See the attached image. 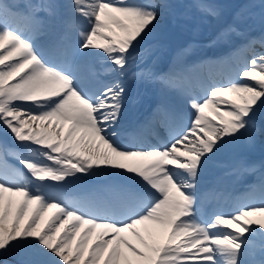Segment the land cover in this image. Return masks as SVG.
Wrapping results in <instances>:
<instances>
[{"label":"snow or ice","instance_id":"snow-or-ice-1","mask_svg":"<svg viewBox=\"0 0 264 264\" xmlns=\"http://www.w3.org/2000/svg\"><path fill=\"white\" fill-rule=\"evenodd\" d=\"M223 15L212 0H0V133L21 142L15 150L0 142V257L15 253L19 264H246L264 239L253 227L264 229V221L249 217H264V204L204 220L202 182L224 154L264 137V34L246 35L241 26L251 10L240 8L210 44L243 39L227 58L243 52L244 64L199 90L150 62L166 23L195 28L197 17ZM131 81L178 99L166 95L133 126L127 105L139 100L129 96ZM156 125L167 135L149 145ZM8 155L23 168L9 167ZM78 174L106 183L70 201L62 190ZM153 228L168 230L165 244Z\"/></svg>","mask_w":264,"mask_h":264},{"label":"bare ground","instance_id":"bare-ground-1","mask_svg":"<svg viewBox=\"0 0 264 264\" xmlns=\"http://www.w3.org/2000/svg\"><path fill=\"white\" fill-rule=\"evenodd\" d=\"M55 2L58 3V4H63L64 0H55ZM62 11L63 10L61 9V12ZM175 28L177 29L178 32H187L185 29L183 30L180 27L176 26ZM219 28H220L219 25H215L212 28H210V30H208L209 31L208 34L205 37L200 38V39L198 38L199 39V43L195 44V46H193L192 43L190 44V43L185 41V43L190 45V49H191V51L188 54H184V55L180 54L181 50H182L180 47L183 46L185 43H183L182 40L180 41L177 38V39H175V42H174L173 45L166 46L164 50H161V49L158 48L157 51L155 52L154 56L150 58V62L153 63V65L155 67V70L157 72H159V70L161 68H163L164 65H166L169 62H172V67H174L173 70H175L176 68L180 69L182 67V62H184L186 57H189V56H194L195 57L196 54L200 55L199 52H204V51L209 50L211 48L210 47V45H211L210 42L213 40L214 34H216V32L219 31ZM105 34L106 35H110V33H105ZM252 35L256 36V33H252ZM161 37L162 36H161V33H160L159 38L156 41L157 43H160ZM187 48H189V46ZM198 48H200L201 50L200 51L196 50V51H199V52L195 53V49H198ZM214 48L218 49L219 47L217 45V46H214ZM224 48H227V47L223 46L222 49H224ZM257 50L259 51L260 49L257 48ZM164 51L166 53V55H165L166 57L162 56ZM218 51L219 50H216V52H218ZM241 54H243V52L238 54V55H241ZM183 56H185V57H183ZM179 63H181V64H179ZM235 65L237 66L236 68L234 67ZM242 66H239V63L237 61H236V63H231L230 62V63H228V65H226L227 68H225L224 70L222 69L221 66H217V67L213 66V67L209 68L208 73L211 74L214 78L218 77V74L220 73L221 76L218 77L217 79L213 80L214 82L219 83V82L225 81L228 78V75L230 73L235 75V70L238 67H242ZM98 67H99V65H98ZM174 75L180 78V82L182 81L183 77H182L181 73L176 72ZM198 76L199 77H197V79H198L199 82H201V83L203 81L205 82V78L204 77L200 76V74H198ZM209 81H211V80H209ZM129 84L131 86L133 85V87L136 86L139 90L142 89L144 86H148V88H151V89H155V87H158L159 90L158 91H156V90L153 91L151 96L149 94H148L149 96L140 95L139 96L140 97V101L138 103H135L133 109L130 110V111L127 110L126 113L127 112H135V111L139 112V113L140 112H145L148 108H150V105L146 102L147 98L148 99H153L154 103L160 102V100L162 98H164L166 95L174 103L178 99V95L175 92L169 93V94L162 93L161 90H160V87L158 85L143 84V83H138L136 81H131ZM181 85H182V83H181ZM226 99H233V97L227 96ZM222 110H223V106H222ZM188 111L190 113V110H188ZM206 112L209 115V117L212 118V113L208 112L207 110H206ZM53 123H55V122H53ZM68 127H69L68 125H64V133L63 134L67 133ZM33 128L36 129L37 131H42L43 130V129H40V128H36V125H33ZM25 130L27 131V128ZM13 138H14V136H12L10 134L7 135V136H4L1 133L0 142L6 143L9 148L12 147V146L15 148L16 145L20 144L21 142L15 141V138L14 139ZM12 139L14 140V143L11 142ZM151 140L155 141L154 138H152ZM25 143H27V142H25ZM222 158L226 162H228L230 164L232 169H230V170L219 169L218 170V174H228V173L232 172L233 170H237V174L233 173V174H230L229 176H226V175L220 176L218 178V181H219L218 183L219 184L222 185L226 181L227 182H232L233 177H236V176H238L239 179H243L242 175L244 173H246V172L250 173V175H254L257 172L258 168H260V167L263 168V166H264V137H260L259 142L256 145H253V146L241 144V145L237 146L236 148H234L232 151L224 154L221 157V159ZM7 165L9 167H17L18 168V166H14V163H10V165L9 164H7ZM21 167L23 168L22 165H21ZM169 167H171V166H169ZM212 169H215V167L212 168ZM212 169H210L205 174L204 177L211 176L212 175V173H211ZM25 171H26V169H25ZM91 180H94V181L97 180L100 183H104V184L106 183L104 178L91 179ZM244 180H246V179H243L242 182H244ZM51 183H55V182H51ZM203 185L204 184L202 182V187H203ZM256 191H258L259 194L264 193V186H262V185L259 186L258 185V187L256 188ZM62 195H63V197H66L70 201H79V200L84 199L87 196L86 195L83 198H79V197L71 198L68 195V191H66V188L62 190ZM5 196L7 197V194H5ZM12 199L14 201L19 200L18 197H13ZM261 204H264V196H262L261 198L257 197L256 201H253V200H250L248 198H245V199H243L241 201H237V204H236V207H235V211L233 213L238 212L241 208H250V207H254V206H260ZM53 211L54 210H49L44 215L43 222L41 223V228H43L44 224L52 216ZM233 213H231V214H233ZM219 214L221 215V213H219ZM231 214H229L228 212H224L222 215L223 216H230ZM210 217H211L210 214H207V212H204V215L202 216V219L207 220ZM249 219L257 220V221H264V217H261V216H252V217H249ZM68 226L69 225H65V226L61 227V231L59 233H57V236H60L64 232V228L68 227ZM253 227H257V231L258 232L259 231H264V229H259L257 225H253ZM138 228L141 231V235H144L147 238V233L144 231L143 226H138ZM224 230H228V229H224ZM82 231H83V229H81V232ZM97 231L100 232L101 230L97 229ZM167 231L168 230H161V229H158V228H153V236H154L155 239L158 240V242L160 244H165L167 242ZM96 233L97 232L93 233L91 239L89 240V244H88L89 247H91L92 244L95 243V241H96ZM125 235H128V234H125ZM245 235H247V234H245ZM79 236H80V233H77L76 240H79ZM128 239L130 240V242L135 244L137 247H140L139 243L135 240V238H133L130 235H128ZM257 246H258L257 243H255V248ZM72 247H73V249H75V241L73 242ZM85 255H87V253H85ZM254 258H255V256H253L251 254V252H250L249 255L246 257V264H248L249 262H252V260Z\"/></svg>","mask_w":264,"mask_h":264},{"label":"rangeland","instance_id":"rangeland-1","mask_svg":"<svg viewBox=\"0 0 264 264\" xmlns=\"http://www.w3.org/2000/svg\"><path fill=\"white\" fill-rule=\"evenodd\" d=\"M178 4L181 5H188L191 3V0H176ZM212 2L220 5L223 10H224V15L222 16L221 19L216 20V19H200L199 17H197L196 19V27L194 28L192 24H183V23H179V24H173V23H166V25L162 28L161 31V39L160 40H164L170 43H174L175 39H182L180 36V33H185V32H178L177 29L175 28L180 27L183 30L185 29L187 31V34L189 36H191L192 38H203L208 34V30H210V28H212L215 25H219L220 27L222 26H228V22H230V20L233 21L234 15L235 13L240 9L239 7H237V5H239V3L242 4V7H246L248 9L251 10V17L250 19L247 20V22L245 24H243L241 27L243 29H248L249 31L256 33V36L260 37L262 34V24H261V5L264 4V0H212ZM184 8H181L180 11H184ZM258 37V38H259ZM198 39V40H199ZM238 39V38H237ZM236 40V39H235ZM235 40L233 41V44H235ZM221 47H223L222 45H219ZM214 48V46H212ZM1 135V133H0ZM14 139V138H13ZM11 140L12 143H14V140ZM260 140V137H258L255 141L254 144L250 145H256ZM10 150H15V148L12 146L9 148ZM8 157H10V163H14V166H18V168H22L21 165L18 163V161L15 159L14 156L12 155H8ZM81 176V179L78 181H74L73 183H71L67 188L66 191H68V195L70 197H72L71 195H75L76 190L75 188L78 187L81 190H86V189H90V190H94L96 189V187H102L104 185V183H100L99 181H94L91 180L87 177H85L83 174H78ZM68 179H72V178H68ZM75 191V192H74ZM96 232L98 233L99 231L96 230ZM9 258L13 259H4V261L0 262V264H17V261L19 262L22 258L20 256H18L17 254L13 253L12 255H7Z\"/></svg>","mask_w":264,"mask_h":264},{"label":"water","instance_id":"water-1","mask_svg":"<svg viewBox=\"0 0 264 264\" xmlns=\"http://www.w3.org/2000/svg\"><path fill=\"white\" fill-rule=\"evenodd\" d=\"M184 37L190 39L189 36H186V35H185Z\"/></svg>","mask_w":264,"mask_h":264}]
</instances>
